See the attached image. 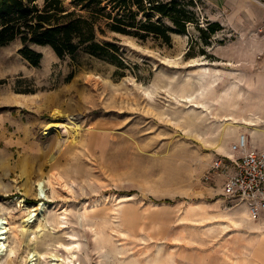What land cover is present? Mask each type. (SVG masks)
I'll list each match as a JSON object with an SVG mask.
<instances>
[{
  "label": "rangeland",
  "instance_id": "1",
  "mask_svg": "<svg viewBox=\"0 0 264 264\" xmlns=\"http://www.w3.org/2000/svg\"><path fill=\"white\" fill-rule=\"evenodd\" d=\"M155 1L194 21L171 46L103 26L104 59L34 46V67L20 43L0 47V204L45 203L37 250L75 240L77 264H264L263 223L241 224L245 206L206 180L240 134L264 133V33L202 0ZM27 236L10 234L2 264H23Z\"/></svg>",
  "mask_w": 264,
  "mask_h": 264
},
{
  "label": "trees",
  "instance_id": "2",
  "mask_svg": "<svg viewBox=\"0 0 264 264\" xmlns=\"http://www.w3.org/2000/svg\"><path fill=\"white\" fill-rule=\"evenodd\" d=\"M149 4V7L146 4ZM167 18L172 27L153 22L152 14ZM193 19L172 2L155 0H0V47L20 43L19 54L32 66L41 64L43 54L34 46L50 48L58 58H75L81 51L104 59L111 43H100L104 29L141 42L153 37L171 46V33H186ZM220 30L217 23L208 31Z\"/></svg>",
  "mask_w": 264,
  "mask_h": 264
},
{
  "label": "built area",
  "instance_id": "3",
  "mask_svg": "<svg viewBox=\"0 0 264 264\" xmlns=\"http://www.w3.org/2000/svg\"><path fill=\"white\" fill-rule=\"evenodd\" d=\"M258 2L264 5L262 0ZM230 152L212 163L206 180L221 182L223 195L243 204L250 218L264 225V150L250 148L248 135L242 133L230 146ZM32 255L26 264L39 262Z\"/></svg>",
  "mask_w": 264,
  "mask_h": 264
},
{
  "label": "bare ground",
  "instance_id": "4",
  "mask_svg": "<svg viewBox=\"0 0 264 264\" xmlns=\"http://www.w3.org/2000/svg\"><path fill=\"white\" fill-rule=\"evenodd\" d=\"M243 124L246 126L249 125L245 122ZM54 178L50 179V184L52 186H54V183H56L54 182ZM44 185V182L39 184V191H41L42 194L45 191ZM44 198H46V196ZM17 202L19 203L18 206L16 204H0V264H2L1 261L3 257L7 256L10 260H12L16 256V247H9V236L11 233L14 234L17 240H19L20 235H25L28 233L27 240L24 245H26L29 250L28 252L26 251V255L21 257V261L23 264H26L28 256L30 254H33L32 256L38 257L39 262L37 264H40L41 262H44V264H52V262L55 264H77L80 243L75 240L69 242L68 244H57L54 250H52L50 246H46L43 251L37 250L35 245L36 240L42 234H44L43 232L47 231V229L41 228L40 224H38V226L36 225V229H33L32 227L34 225L32 223L35 221L34 213L36 211H39V215H41V217L43 216V210L46 207L45 203H42L39 208L36 209H21L20 207L22 206L23 201L21 199H18ZM19 216L22 217L20 224L14 225L15 223L13 224L11 220H16ZM59 251H64L65 255L62 256V254H59Z\"/></svg>",
  "mask_w": 264,
  "mask_h": 264
},
{
  "label": "crops",
  "instance_id": "5",
  "mask_svg": "<svg viewBox=\"0 0 264 264\" xmlns=\"http://www.w3.org/2000/svg\"><path fill=\"white\" fill-rule=\"evenodd\" d=\"M207 6H209L211 9L226 15L229 19H235L237 21L240 20L241 26L240 28L248 31V32H259L264 33V5L258 2V0H202ZM264 3V0H262ZM259 46L263 47L264 52V36L259 41ZM261 52V51H256ZM261 52V53H262ZM260 53V54H261ZM257 124V123H256ZM254 122H252V126L256 125ZM254 127V126H253ZM248 135L249 138V144L250 148L252 149H258V150H264V141L260 140V137L264 135V133H260L258 129H252L251 132H244ZM246 212H243L241 214V217L244 219V221L241 223L244 226L249 227H256L252 229H257L254 231L258 232L260 231L257 228V225L253 221L249 215L248 211L246 209ZM254 263H257L258 261L255 258Z\"/></svg>",
  "mask_w": 264,
  "mask_h": 264
}]
</instances>
